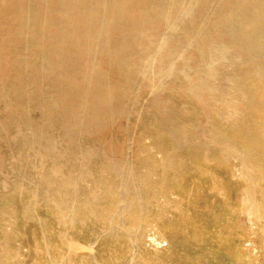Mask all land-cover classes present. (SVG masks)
Listing matches in <instances>:
<instances>
[{"label":"bare ground","instance_id":"obj_1","mask_svg":"<svg viewBox=\"0 0 264 264\" xmlns=\"http://www.w3.org/2000/svg\"><path fill=\"white\" fill-rule=\"evenodd\" d=\"M13 218L42 264H264V0H0Z\"/></svg>","mask_w":264,"mask_h":264},{"label":"rangeland","instance_id":"obj_2","mask_svg":"<svg viewBox=\"0 0 264 264\" xmlns=\"http://www.w3.org/2000/svg\"><path fill=\"white\" fill-rule=\"evenodd\" d=\"M8 225L9 226L4 227V230H3L4 232H0V234H2V235H7V233H8L7 242H3L4 241L3 239L0 242V245H2L1 249H2V247L5 248L6 245L8 247H6L5 249L6 250H7V248L9 249V250H7L8 253H7L6 258L4 257L5 259L3 257H0V264H15L16 261L21 263V264H42L43 261L45 260V258L40 253L42 252L44 254V252H45L44 246L45 245L42 244L41 239H40V237H41L40 231H39L40 225L38 223H29L26 221L23 223H18L16 220H14V218L9 221ZM47 226L49 228H51V227L53 228L52 222L48 221ZM155 228H157V229H155ZM146 230H145V234L149 237V239L152 237L153 233L158 235L161 232L160 227L157 225L155 226V224L150 225L149 227L146 228ZM148 230L149 231L151 230L150 232L152 234L150 232L148 234L147 233ZM25 233L28 234L30 236V238H32L33 240H31L29 242L26 240L24 241L23 237L25 236L24 235ZM1 243H4V244H1ZM246 248L250 252H253L252 250H254L253 249L254 247L252 245H247ZM1 249H0V254H1V251H3ZM31 250L33 251L34 254H32L30 257H27L26 254L30 253ZM10 251H15L16 255L15 256H9ZM24 254H25V256H24ZM56 255L57 254L55 253V256ZM57 259H55V260H57Z\"/></svg>","mask_w":264,"mask_h":264}]
</instances>
